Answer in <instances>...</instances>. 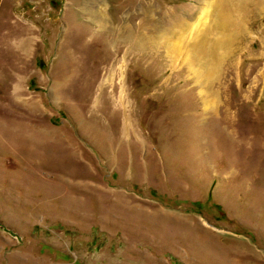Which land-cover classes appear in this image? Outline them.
Instances as JSON below:
<instances>
[{
  "label": "rangeland",
  "instance_id": "rangeland-1",
  "mask_svg": "<svg viewBox=\"0 0 264 264\" xmlns=\"http://www.w3.org/2000/svg\"><path fill=\"white\" fill-rule=\"evenodd\" d=\"M213 1L0 0V264H264V9L210 61Z\"/></svg>",
  "mask_w": 264,
  "mask_h": 264
},
{
  "label": "bare ground",
  "instance_id": "bare-ground-1",
  "mask_svg": "<svg viewBox=\"0 0 264 264\" xmlns=\"http://www.w3.org/2000/svg\"><path fill=\"white\" fill-rule=\"evenodd\" d=\"M249 6H253L257 10L263 6L264 9V0H214L211 6L209 4V9L212 7L218 10V18L215 22V26L217 29L223 30V34L220 31L221 36L217 39V43L213 44L210 38L205 35L209 31V27L206 29V32H201L199 34L198 40L190 45V50H195L197 53L201 54L200 57L206 56L210 61L219 59L222 52L224 54L228 53L235 37V34L230 31L228 33V30L231 25L236 24L237 13H243L245 11L244 7L247 8ZM206 14H208V12Z\"/></svg>",
  "mask_w": 264,
  "mask_h": 264
}]
</instances>
